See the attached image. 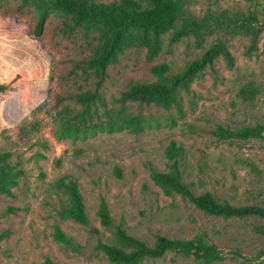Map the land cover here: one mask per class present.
<instances>
[{"label": "rangeland", "instance_id": "rangeland-1", "mask_svg": "<svg viewBox=\"0 0 264 264\" xmlns=\"http://www.w3.org/2000/svg\"><path fill=\"white\" fill-rule=\"evenodd\" d=\"M192 1L199 16L208 9L250 11L264 25V0ZM39 20L34 3L0 0V154L9 155L0 192V264H123L99 248H132L114 227L101 224L103 199L114 225L147 245L159 236L192 239L204 232L223 251V260L213 264H264V219L209 215L179 193L166 194L153 174L172 170L175 161L166 151L176 144L183 178L197 196L264 207V140L213 135L218 127L264 123V28L255 50L244 35L213 33L198 44L192 37L173 42L169 30L157 52L134 29L103 70L90 64L105 38L100 27L76 24L55 9L42 27ZM218 38L227 42L233 63L219 56L176 104L121 100L135 85L157 82L155 66L168 65L177 74ZM248 84L261 89L253 102L239 95ZM124 117L140 121L142 130L124 123L120 130L109 128ZM62 178L78 183L89 226L61 215L68 197L55 183ZM59 233L77 250L60 241ZM137 264L202 263L168 251Z\"/></svg>", "mask_w": 264, "mask_h": 264}, {"label": "trees", "instance_id": "trees-1", "mask_svg": "<svg viewBox=\"0 0 264 264\" xmlns=\"http://www.w3.org/2000/svg\"><path fill=\"white\" fill-rule=\"evenodd\" d=\"M35 4L39 12V27H42L50 10H60L71 15L76 24L97 25L105 38L96 57L90 64L101 69L114 61L125 45L130 31L136 29L143 34L144 42L151 44V51L160 48V37L172 30L171 41L178 42L184 37H192L201 44L208 35L213 33L224 35H244L250 37V50H255L261 37L264 25L253 12L223 10L220 12L208 9L203 16L197 15L191 8L192 0H124L119 5H104L91 3L88 0H25ZM154 37L153 44L150 39ZM223 56L230 64L233 56L227 42L218 38L217 41L206 48L196 59L188 62L183 70L177 74L172 72L168 65L155 66L152 71L158 81L149 84H137L129 91L123 93L121 100H142L156 102L166 107L176 104L182 91L188 92L195 77L214 61ZM5 87L0 86V91ZM261 94V89L254 84H248L240 90V97L245 102H253ZM131 126L134 131L142 130L141 122L124 117L110 124L111 130L121 129V124ZM116 126V127H115ZM213 135L220 140H264V123L246 125L236 128L218 127ZM182 154V148L176 144L171 145L167 157L175 161L172 170L164 173L153 169L156 180L163 186L166 194L179 193L188 198L197 208L209 215L223 218L259 217L264 219V207L259 205L233 206L229 203H218L213 196L206 193L197 196L192 184L183 178V172L177 162ZM8 153L0 154V192L6 182ZM58 190L68 197V203L62 207L61 215L76 223L89 226L90 220L85 210L82 194L76 181L69 183L60 179L55 183ZM101 224L107 228H115L118 238L125 246H132L129 251L116 246L100 244L99 248L112 259L123 264H137L144 258L158 259L164 257L168 251L181 252L192 255L202 264H213L222 261L223 251L212 242L204 232L192 239H169L164 236L157 237L154 245H147L140 239L127 234L121 226H115L106 200H102L98 212ZM97 232V231H95ZM58 239L75 250L72 240L62 233ZM264 255V250L262 251ZM45 264H56L47 260Z\"/></svg>", "mask_w": 264, "mask_h": 264}]
</instances>
